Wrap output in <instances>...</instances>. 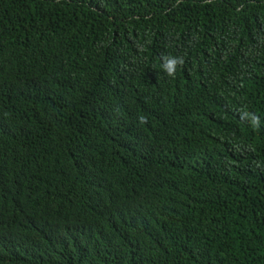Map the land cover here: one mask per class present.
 Instances as JSON below:
<instances>
[{"label": "trees", "instance_id": "1", "mask_svg": "<svg viewBox=\"0 0 264 264\" xmlns=\"http://www.w3.org/2000/svg\"><path fill=\"white\" fill-rule=\"evenodd\" d=\"M94 255L264 264V0H0V264Z\"/></svg>", "mask_w": 264, "mask_h": 264}, {"label": "clouds", "instance_id": "2", "mask_svg": "<svg viewBox=\"0 0 264 264\" xmlns=\"http://www.w3.org/2000/svg\"><path fill=\"white\" fill-rule=\"evenodd\" d=\"M164 60L167 61V63L164 65V67H165L166 71L169 73V75H173L175 73L178 64L179 65H182L184 63V61H183L182 58H175V57L165 56L164 57ZM143 120H144V118L142 117L141 118V121L143 122ZM94 258L99 262V263H96L95 262V264H101L100 261H99V259H98V256L97 255H94ZM81 264H90V262H88L87 260H85L83 258L81 260Z\"/></svg>", "mask_w": 264, "mask_h": 264}]
</instances>
